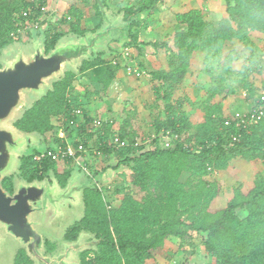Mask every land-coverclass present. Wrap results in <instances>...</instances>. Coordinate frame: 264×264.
Wrapping results in <instances>:
<instances>
[{"label": "trees", "instance_id": "1", "mask_svg": "<svg viewBox=\"0 0 264 264\" xmlns=\"http://www.w3.org/2000/svg\"><path fill=\"white\" fill-rule=\"evenodd\" d=\"M86 1L66 0V16L60 17L46 34V52L64 36H82L87 32L82 26L79 6ZM91 1L100 17L98 0ZM161 1L136 0L122 10L124 21L129 23L123 46L134 48L142 69V59L146 58L142 51L145 44L138 42L139 25L132 18L150 13ZM221 1L225 16L217 23L207 22L200 11L178 14L179 29L169 44L151 45L155 52L166 49L168 59L164 68L147 73L155 85L154 96L163 100L162 113L154 120V133L150 136L131 138L125 131L127 122L124 121L118 130L117 120L112 117L96 118L101 120L100 128L95 134H86V126L93 117L71 99L69 92L76 78L91 72L89 87H93V91L87 90L85 98L106 96L120 67L102 59L103 53L93 61H83L78 75L66 72L62 79L52 84V90L34 102L14 124L18 130L35 133L45 142L52 138L60 143L53 133L52 121L62 117L67 127L71 111L80 109L82 123L74 129L67 127L65 132L70 138V131H77L72 146L81 144L87 155L69 158L65 164L70 166L80 158L94 161L108 158L116 161L114 170L122 167L129 171L128 185L132 192L125 194L115 208L110 207L108 198L98 186L83 189L82 216L63 238L73 241L78 232H83L97 243L94 249L82 251L78 264H146L163 256L171 239L178 241L182 249L191 247L195 237L201 238L200 247L209 258V264H264V174L245 190L242 185L234 187L232 197L223 209H215L212 205L220 194L219 183L206 180L208 174L226 170L237 159L258 161L264 167V116L257 124L238 129L232 116H225L220 104L213 101L218 91L221 95L234 93L227 82L232 75L228 64L232 61L231 53L225 54L227 46L243 43L252 53V37L264 35V0ZM47 3L48 0H0V51L12 42L20 41L14 34L16 16L29 10L30 16L40 18ZM64 27L66 32L62 31ZM197 53H202L204 62L211 60L212 63L220 62L225 54L227 79L223 80L221 75L214 80L218 88L210 91L203 104L202 120L192 124L186 112L181 110L185 100L174 101L173 96L184 83ZM261 63L257 61L255 66L259 68ZM252 74V68L246 66L238 73L244 79L242 87L247 92L246 98L255 92L249 79ZM226 121H229L228 125ZM163 136L169 140L166 145L162 143ZM232 137L237 141L232 142ZM115 138L123 145L115 144ZM149 139L150 143L145 145L144 140ZM94 151L100 155H94ZM37 155L38 152H33L21 158L19 173L26 182L41 181L48 171L57 175V164L49 158L35 161ZM84 159L82 164L87 169L88 160ZM183 176H186L184 181ZM3 183L4 188L10 185L7 179ZM238 211H243L245 216L240 218ZM47 247L52 249L49 244ZM14 264L30 262L21 250Z\"/></svg>", "mask_w": 264, "mask_h": 264}, {"label": "rangeland", "instance_id": "2", "mask_svg": "<svg viewBox=\"0 0 264 264\" xmlns=\"http://www.w3.org/2000/svg\"><path fill=\"white\" fill-rule=\"evenodd\" d=\"M135 1L136 0H104L103 2L105 4H103L112 19L121 15L119 25H123L126 22L124 21V13L122 10L127 5ZM92 4L91 0H87L85 3H80L79 5L82 14V26L83 29L87 30V32H94L96 29L94 31L91 30H93L96 26H101L100 17L96 14ZM66 5V0H48L46 6L42 8V11L45 12V14L41 16L43 19V28L41 31L32 33L29 37L26 36V38L22 36L23 39L20 40L21 42H12V46L15 43H20L27 48L30 45L32 35L39 37L40 34H44L46 37V34L50 32V29L56 24V22H58L60 17L66 16ZM192 11H200L203 18L207 22L212 23H217L225 16L224 4L221 0H162L150 13H141L133 16L132 18L138 22L139 25L138 42L145 44L143 45L144 48H142L143 54H146V58L144 57L145 59H142V65L145 72L140 66V58L136 57L137 54L133 47L128 46V48L131 49L130 57L133 59L132 62L127 63L126 61L122 63V65L128 69H133L134 72L142 70L144 74H128L124 69L127 74H118L117 78L108 89L105 97H91L87 100L85 98L86 91L88 90L89 92H92L93 87H89V84H91L90 79L92 73L86 72L76 78L73 82L69 92L71 99L87 111V113L93 118L113 117L117 120L116 129L118 130L124 121H126L127 124L125 125V131L131 136V138H146L153 134L154 120L158 118L160 113H162L163 100L161 97L157 98L154 96L153 87L155 85L152 84L147 73L151 70L161 69L166 66L168 51L161 48L159 52H155L151 45L153 43L169 44L173 35L179 29L177 26L176 15ZM64 30V32H66L67 28ZM125 33L126 30L123 29L114 34V38L109 41L106 46L107 51L106 53H103L102 59L107 62L110 61V63L114 59H118L120 62H123L121 55L118 53H121L123 49L127 47V45L123 46L124 43H126ZM252 40L254 44L252 53L245 48L243 43L231 44L226 48L225 54L228 55L231 53L232 57V61L228 63L230 65V72L232 75L228 78L227 82L233 89L234 93H224L221 95L218 91V94L213 97V101L220 104L225 116H232L236 112H247L251 110L258 101L259 97L262 95L264 96V35L254 36L252 37ZM11 44L5 46L4 48H8ZM225 54L220 58V62L212 63L211 60L204 62V56L202 53H197L192 58L191 66L184 83L181 85L180 90L173 96L174 101L180 98L185 100L184 106L182 103L181 110L186 112L192 124H196L202 120L204 114L202 111L203 104L210 96V91L218 88L217 83L214 80H218L221 75L223 80L227 79L224 63ZM257 61L262 62L259 68L255 66ZM243 66L252 68L253 72L249 79L251 80L255 92L250 98H246L247 92L245 88L242 87L244 79L238 75ZM119 67L121 68V66ZM56 121L57 118L52 121V125L54 128L53 133H56L57 135L60 129ZM77 135L78 133L76 130H71L68 141L70 139H74ZM168 142L169 140L167 138L162 140V143L165 145ZM53 143L55 142L52 138L47 142L43 141V138H41V150H33L31 152L28 151V153L29 155L33 152H38V155L42 154L48 147L52 146ZM84 161L88 162L87 172L80 171L83 165L82 159L77 160L70 166L66 165L65 162H57L56 164L57 167H59V172L62 170L75 171V173L72 172L73 174H71L74 181L72 186L77 187L80 184H83L82 186L96 184V186L102 190L104 197L108 198V204L112 208L119 205L125 194L132 192L128 185L129 171L122 167L114 170L116 165L115 160L104 158L94 161L86 158ZM263 174L264 167L260 162H246L240 159L233 161L224 171L211 172L208 174L206 180L210 182L216 181L220 185V194L213 202V207L215 209H223L231 199L234 187L242 185L245 190L250 187L253 181L260 178ZM90 175L93 176V179L89 178ZM15 178L16 180H13V182H15V184H19V174H15ZM47 178L48 180L40 183V185L49 190V192H53V182L56 183L53 173H48ZM185 178L186 176H183L182 181H184ZM50 180H52V184L48 182ZM59 190H61V188ZM75 195L79 196L78 189L72 193V197H75ZM57 196V194L53 196L49 194L50 198L55 197L54 199H56ZM69 208L72 210L71 206H69ZM82 210L81 206L80 217L83 213ZM237 215L240 218H243L245 213L243 211H238ZM43 216H46V218ZM48 216H50V213L47 212L42 213V216H36L39 222L37 228L39 229L40 234H42L43 240L44 238L48 239L56 245L57 250L59 249L53 254L56 255L62 251V243L64 241L61 234L64 233L65 230L80 217L70 219L71 216L63 215L61 212L60 214L55 213L51 218H47ZM61 218L65 220V224L59 226V220ZM44 224L50 228L52 225L57 226L58 229L62 231L60 234H57V236H53V234L45 235L43 230H48L41 227ZM11 241L12 240L10 239H5V241L1 240L0 250L4 253L10 252L11 248L14 246ZM90 241L91 238L88 239L83 237L80 245H85ZM200 243L201 238L195 237L194 242H192L193 245L191 246L194 250L191 251V248L187 246L180 249L179 242L171 239L164 255L153 260H149L146 264H209L210 260L209 258L203 256L205 255L204 253L195 251L200 246ZM187 248H190V250ZM17 251L18 250L16 249L14 252L15 255ZM44 252L45 251L42 252L43 256ZM189 252L198 255L195 260H191L192 262H190L189 258L187 259V257H189ZM15 255L13 258L7 257L8 255L6 254L0 255V264H13ZM51 256L52 255H49V257ZM26 258L30 262L27 256Z\"/></svg>", "mask_w": 264, "mask_h": 264}, {"label": "water", "instance_id": "3", "mask_svg": "<svg viewBox=\"0 0 264 264\" xmlns=\"http://www.w3.org/2000/svg\"><path fill=\"white\" fill-rule=\"evenodd\" d=\"M97 5L102 25L94 32H86L82 36L62 37L48 52L45 50V35L40 34L39 37L32 35L27 48L15 43L0 53V241L10 239L14 244L10 252L4 253L0 250V255L6 254L7 257L13 258L16 249H21L33 264H78L77 254L94 249L97 243L90 235L81 234L75 242H63L60 253L51 257L42 254L44 240L37 228L39 222L36 216H42V213L47 212L50 213L47 218H51L55 213L61 212L72 217L74 206L72 193L76 189L79 193V196L76 195L79 214L81 206L83 209L80 193L82 188L87 186H72L73 176L61 190L53 182V192L40 185L45 179L41 182L28 183L19 178V184L14 182L12 195L7 194L1 186L4 178L11 176L15 178V174H19L21 158L27 157L28 151H39L42 148L40 136L35 133H24L14 124L34 102L52 90L54 82L62 79L66 72L78 75V69L83 61H93L100 52L105 53L106 46L114 38V34L128 26V22L119 25L121 15L112 19L101 0H98ZM49 194L58 196L54 199L55 197L50 198ZM71 217L70 219H74ZM64 224L65 220L61 218L59 226ZM41 227L49 231L43 230L45 235L57 236L62 231L54 225L51 228L45 224ZM83 237L91 238V241L81 246Z\"/></svg>", "mask_w": 264, "mask_h": 264}, {"label": "built area", "instance_id": "4", "mask_svg": "<svg viewBox=\"0 0 264 264\" xmlns=\"http://www.w3.org/2000/svg\"><path fill=\"white\" fill-rule=\"evenodd\" d=\"M45 14V12L42 13V16ZM30 12L28 11H21L20 15L15 18L14 21V28H15V38H18L21 40L26 38V36L29 37L30 34L32 33H37L40 32L41 29L43 28L42 26V18H34L30 16ZM121 59L123 62H120L118 59H114L111 61V64L113 66H121V68L125 69L128 74L134 73V74H144L142 70L139 72H134L133 69H128L122 65V63L126 62L131 63L132 62V57L131 55V49L126 47L123 49V51L120 53ZM264 96L262 95L260 99L255 103V105L252 107L251 110L247 112H236L232 115V120L235 123V127L238 129H246L252 125L257 124L261 120V118L264 116ZM71 120L68 122V128H76L80 123H82L83 120V115L82 111L80 109H74L70 113ZM65 119L62 117L57 118L56 123L58 124V127L60 131H58L57 138L60 141V143H53L52 146L48 147L42 154H39L35 157V161H40L42 158H49L51 161L57 163V162H65V160L69 158H75L78 155L81 156H86L87 155V150L81 145L78 144L76 147L72 146V142L74 140H69L68 141V134H66L65 129ZM229 121H226L225 124L228 125ZM101 125V120L99 119H93L92 122H90L86 126V134H95L96 131L100 128ZM164 137V136H163ZM95 138V135H94ZM165 138V137H164ZM163 138V139H164ZM166 139V138H165ZM237 138L232 137V142H236ZM64 143L61 145V143ZM115 144H119L120 146L123 145V142H120L118 138L114 139ZM150 143L149 140H144V144L148 145ZM93 154L100 155L98 152H93ZM78 158V157H77ZM84 159V158H80ZM79 160V159H77ZM76 160V161H77ZM75 161V162H76ZM82 172H87V169L84 165L81 167ZM89 178H92L90 175Z\"/></svg>", "mask_w": 264, "mask_h": 264}, {"label": "flooded vegetation", "instance_id": "5", "mask_svg": "<svg viewBox=\"0 0 264 264\" xmlns=\"http://www.w3.org/2000/svg\"><path fill=\"white\" fill-rule=\"evenodd\" d=\"M78 170V169H77ZM79 171V170H78ZM80 171H82L81 169H80ZM73 170H68V171H65V170H62L61 172H59V170H57L56 171V174L57 175H55V173L54 172H50V171H48V172H46L43 176H44V179L45 180H48V178H47V175H48V173H53V175H54V179L56 180V183H57V185L59 186V188H61V189H63L66 185H67V182H68V180H69V178L71 177V174H73V173H75V171L73 172ZM77 173V172H76ZM78 174V173H77ZM64 175H66V177H65V179H63V180H59V179H57L58 177H60L61 179H62V177L64 176ZM19 177L20 178H22L21 176H20V173H19ZM4 179H7V180H9L10 181V185H7V187L6 188H4V186H3V182H4ZM3 180H2V182H1V186H2V189L7 193V194H9V195H12L13 194V190H14V182H13V180H14V178H13V176H11L10 178H4ZM23 179V178H22ZM44 179H42V180H44ZM24 180V179H23ZM41 180V181H42ZM34 181H38V180H34ZM41 181H38V182H41ZM50 184H52V180H50V181H48ZM28 183H30V182H28ZM83 184H80L79 186H77V187H80V186H82ZM96 184H94V185H89V186H95ZM85 187H83L82 188V190H81V196H82V191H83V189H84ZM74 198V206H73V214H72V218H75V217H79V212H77V211H79V207H78V205H77V202H76V199H77V196L75 195V197H73ZM76 209V210H75ZM76 212V213H75ZM74 224H75V222L71 225V226H69L66 230H65V232L69 229V228H71V227H73L74 226ZM65 232H64V234H65ZM64 234H63V236H64ZM81 234H84L83 232H78L77 233V236L75 237V240H73V241H66V240H64V238H63V241L64 242H66V243H72V242H75V241H77V239L79 238V236H81ZM51 245V247H52V249L51 250H49V248L47 247V245ZM44 249H46V250H44L45 252H44V256H49V255H53L54 253H56L58 250H57V247H56V245H54V243H52L51 241H49L48 239H46V238H44ZM19 251H21V249H19L17 252H16V255H15V258H16V256H17V254H18V252ZM23 251V250H22ZM24 252V251H23ZM82 252H80V253H78L77 254V262L79 261V256H80V254H81ZM24 255H25V252H24ZM25 257H26V255H25ZM14 263H15V259H14ZM30 264H33L31 261H30Z\"/></svg>", "mask_w": 264, "mask_h": 264}, {"label": "crops", "instance_id": "6", "mask_svg": "<svg viewBox=\"0 0 264 264\" xmlns=\"http://www.w3.org/2000/svg\"><path fill=\"white\" fill-rule=\"evenodd\" d=\"M105 7V6H104ZM99 10V9H98ZM100 13V12H99ZM100 20H101V25H102V19H101V15H100ZM65 29V27L64 28H62V31H65L64 30ZM67 36H69V35H67ZM65 37V36H64ZM21 42V41H20ZM100 53H104V52H100ZM99 53V54H100ZM106 53V52H105ZM118 54H120V53H118ZM262 58V57H261ZM119 73H123V74H127L126 72H125V70L124 69H121L120 68V70H118V72H117V76H118V74ZM117 76H116V78H117ZM115 78V79H116ZM115 81V80H114ZM111 118V117H110ZM113 118V117H112ZM93 119H95V118H93ZM104 119H108V118H104ZM191 248V251L192 250H194L193 249V247H190ZM190 248H187L188 250H190ZM187 251V250H186ZM195 251H197V252H200V253H203V250H202V248L199 246ZM204 257H206V258H208L207 257V255H203ZM196 257H198V255L196 254L195 255V253H192V252H189V257H187V259L189 258V260H190V262H192L191 260H195V258ZM14 264V263H13ZM192 264V263H191Z\"/></svg>", "mask_w": 264, "mask_h": 264}]
</instances>
